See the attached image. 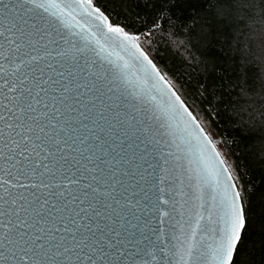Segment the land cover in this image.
Segmentation results:
<instances>
[{
	"label": "snow or ice",
	"instance_id": "6c2138e0",
	"mask_svg": "<svg viewBox=\"0 0 264 264\" xmlns=\"http://www.w3.org/2000/svg\"><path fill=\"white\" fill-rule=\"evenodd\" d=\"M121 0H0V264H248L238 176ZM219 28L264 0H218Z\"/></svg>",
	"mask_w": 264,
	"mask_h": 264
},
{
	"label": "trees",
	"instance_id": "16d2710c",
	"mask_svg": "<svg viewBox=\"0 0 264 264\" xmlns=\"http://www.w3.org/2000/svg\"><path fill=\"white\" fill-rule=\"evenodd\" d=\"M165 2L175 35L160 33L146 50L235 170L253 212L246 260L264 264V11L221 30L218 0ZM158 7L159 0H121V22L141 27L138 17L150 20Z\"/></svg>",
	"mask_w": 264,
	"mask_h": 264
},
{
	"label": "water",
	"instance_id": "95a60500",
	"mask_svg": "<svg viewBox=\"0 0 264 264\" xmlns=\"http://www.w3.org/2000/svg\"><path fill=\"white\" fill-rule=\"evenodd\" d=\"M198 120V119H197ZM199 121V120H198ZM200 122V121H199ZM203 126V125H202ZM205 129V128H204ZM205 132L207 133V131L205 130ZM208 134V133H207ZM209 135V134H208ZM210 136V135H209ZM216 143H217V140L216 139H213Z\"/></svg>",
	"mask_w": 264,
	"mask_h": 264
},
{
	"label": "rangeland",
	"instance_id": "374dc122",
	"mask_svg": "<svg viewBox=\"0 0 264 264\" xmlns=\"http://www.w3.org/2000/svg\"><path fill=\"white\" fill-rule=\"evenodd\" d=\"M263 47H264V43H263ZM264 49V48H263Z\"/></svg>",
	"mask_w": 264,
	"mask_h": 264
}]
</instances>
